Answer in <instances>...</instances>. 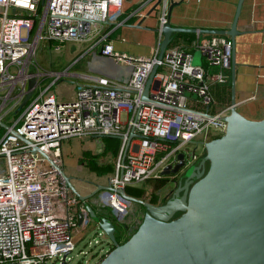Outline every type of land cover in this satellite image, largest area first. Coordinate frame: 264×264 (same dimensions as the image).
<instances>
[{
	"label": "built area",
	"instance_id": "1",
	"mask_svg": "<svg viewBox=\"0 0 264 264\" xmlns=\"http://www.w3.org/2000/svg\"><path fill=\"white\" fill-rule=\"evenodd\" d=\"M126 1L0 0V121L8 126L0 136V264H66L80 241L76 229L80 200L41 151L59 164L64 139L119 137L117 152L98 162L111 165L105 186L113 190H99L95 204L113 224L116 241L123 243L141 223H127L134 205H141L116 189L142 188L140 198L151 201L154 192L142 183L172 179L171 173L162 172L180 161V153L183 167L198 164L206 153L205 143L226 128L229 106L215 107L210 85L224 83L230 75L231 38L209 35L193 45L206 66H194V49L180 44L167 47L161 60L157 48L149 56L115 51L111 41L106 42L110 31L102 27L122 23L118 17ZM149 1L139 0L134 14L144 16L139 8ZM170 2L160 0L157 27L166 22ZM94 37L103 45L100 55L130 67L126 79L96 77L71 84L68 68L44 71L37 62L40 41L52 48L51 53L60 52L66 43ZM154 65L158 68L148 99L143 100ZM48 76L52 78L44 80ZM31 77L36 79L34 93L17 114ZM63 77L61 86L54 88ZM190 144L195 145L193 150L187 149ZM35 147L39 151L34 152ZM98 235L106 251L84 264H100L113 247L103 230Z\"/></svg>",
	"mask_w": 264,
	"mask_h": 264
},
{
	"label": "water",
	"instance_id": "2",
	"mask_svg": "<svg viewBox=\"0 0 264 264\" xmlns=\"http://www.w3.org/2000/svg\"><path fill=\"white\" fill-rule=\"evenodd\" d=\"M242 2L238 0L232 24L227 30L172 25L171 10L178 4L173 0L168 7L166 22L151 28L162 37L157 44L158 60L162 59L174 33L229 36L232 40L231 101L224 117V132L205 143L206 153L191 173L182 181V153L178 154L180 161L173 168H164L163 174L173 175L168 181H173L174 189L163 203L155 204L128 195L125 189H116L144 208L141 223L125 242L116 241L111 221L97 216L86 202L99 190L113 188L99 185L91 193L82 195L61 166L40 152L113 243L100 264H264V118L245 117L238 111L236 102L234 45L235 36L239 34L236 23ZM159 3L160 0H156L152 10ZM131 26L143 28L141 21ZM200 57V51H195L194 66L200 65ZM157 68L154 65L145 83L143 100L148 99ZM35 84V77L28 79L27 91L19 108L30 100ZM0 126L8 128L2 121ZM20 139L27 142L23 136ZM33 151L39 150L35 147ZM78 214L80 222L83 213Z\"/></svg>",
	"mask_w": 264,
	"mask_h": 264
},
{
	"label": "crops",
	"instance_id": "3",
	"mask_svg": "<svg viewBox=\"0 0 264 264\" xmlns=\"http://www.w3.org/2000/svg\"><path fill=\"white\" fill-rule=\"evenodd\" d=\"M139 0H127L124 4V13L118 22H122L115 27L112 24L110 33L115 31L110 40L113 48L118 52H126L133 55H153L157 48L159 40L162 38L158 32L151 28L157 27V10H152L156 0H150L146 5L139 8L144 16L134 14V10L139 6ZM178 4L173 6L170 14L171 24L180 27L210 28V29H229L232 24L235 9L238 0H174ZM152 10V11H151ZM151 11V12H150ZM150 12V14H149ZM133 19V20H132ZM132 20V21H131ZM141 21L143 28H136L131 25ZM104 25L103 31L111 26ZM236 28L239 34L235 36V90L237 109L249 119L264 118V0H243L241 10L237 19ZM194 34V33H193ZM196 34V33H195ZM207 35V34H204ZM123 37L126 40H123ZM208 37V35H207ZM97 38V37H96ZM196 42L201 38L196 35ZM206 38V37H205ZM194 42L187 45L193 48ZM179 45V44H177ZM180 45H182L180 43ZM183 46V45H182ZM194 49V48H193ZM197 51L193 50V54ZM201 53V52H200ZM102 56V55H101ZM107 70L100 71L95 69L93 73L83 75V80H78L71 72L67 81L71 84L94 80L96 77H108L118 82L126 79L130 72V67L123 63L115 64L111 59L104 57ZM200 65L206 66V61L201 54ZM209 72L216 71V68H207ZM66 83H63V86ZM211 93L216 108L230 106L231 101V81L230 75L224 83H211ZM70 88V87H69ZM192 107H195L194 105ZM196 108V107H195ZM92 138V137H90ZM100 139V138H96ZM102 139V138H101ZM103 151V148H102ZM106 155L111 154L106 152ZM100 155L104 159V155ZM96 154L91 158V162H97ZM60 161L63 163V157L60 149ZM101 164H108L107 162ZM97 175V174H96ZM160 182V181H158ZM73 183V182H72ZM107 183V182H106ZM157 183V182H152ZM82 195L90 193L79 185H74ZM157 189H160L157 188ZM154 192V191H153ZM166 190L154 192L161 195H167ZM95 197V196H94ZM159 197V199L161 198ZM94 213L99 217H105L100 213L95 198L86 201ZM84 203L80 201L77 208V232L79 240L86 234L87 226L92 220L89 213L83 207ZM83 213V218L89 219V223H84L83 219L79 222L78 213ZM144 214V213H143ZM84 219V220H85ZM96 241V240H95Z\"/></svg>",
	"mask_w": 264,
	"mask_h": 264
},
{
	"label": "rangeland",
	"instance_id": "4",
	"mask_svg": "<svg viewBox=\"0 0 264 264\" xmlns=\"http://www.w3.org/2000/svg\"><path fill=\"white\" fill-rule=\"evenodd\" d=\"M196 35L200 38L202 37L200 39L201 41L207 38V35L195 33H189V35L178 33L176 37L178 38L177 41L183 45L186 42L195 43ZM102 48V43L97 42V38L94 37L80 43H66L63 45L60 52L51 51V53H49V49L52 50V48L40 41L36 49V59L44 71H61L64 68H68L69 71L74 73L73 76L77 77L78 80H83L84 74L93 73L95 69L100 71L107 70L106 60L100 55ZM192 62L194 63L193 60ZM51 78V76H48L44 80H49ZM63 79L64 77L56 84L54 83V88L61 86ZM194 147L195 145L190 144L187 146V149L193 150ZM102 148L103 142L101 138L96 139L95 137L90 138L83 136L72 137L62 141L60 149L64 161L63 163L60 161L59 165L65 174L71 178L73 185H79L84 189L92 191L99 185H106L108 178L107 174L101 176L96 175L91 162V158H93L94 154H96L95 157L97 162L105 161V159L102 160L100 156L105 154ZM200 149L201 147L199 146L197 150L199 151ZM196 165L197 162H193L183 167L181 170V178L187 177ZM142 185L147 188L149 192L174 188L173 181L168 180L157 183H142ZM159 187L160 189H157ZM92 191H90V193ZM92 198L95 197L93 196ZM143 213L144 208L135 204L127 223L130 224L131 222V224H135L142 221ZM100 231L102 230L97 227L94 220H91L87 226V230L84 232L86 234L76 243L73 251L69 253L68 257L70 260L67 258L66 264H84L87 260L92 263L102 252H105L107 245L104 244V241L100 238L101 235H98ZM100 249L103 250L100 251ZM53 264L60 263L56 261Z\"/></svg>",
	"mask_w": 264,
	"mask_h": 264
},
{
	"label": "trees",
	"instance_id": "5",
	"mask_svg": "<svg viewBox=\"0 0 264 264\" xmlns=\"http://www.w3.org/2000/svg\"><path fill=\"white\" fill-rule=\"evenodd\" d=\"M120 17V16H119ZM118 17V18H119ZM122 18V16L119 18V20ZM133 20V19H132ZM131 20V21H132ZM113 25L109 26L107 29H106V32H109L110 29L112 28ZM115 31L111 32L108 34L107 38H106V42H110V40L113 38V34H114ZM183 34H186V35H189V32H181ZM192 34V33H191ZM178 33H174L172 34V37H171V41H170V44L168 47H171L173 45H176V44H180V42L177 41V36ZM190 43L189 42H186L183 44V46L187 47V45H189ZM24 107H22L17 114L20 113V111L23 109ZM4 132V128L3 127H0V136L3 134ZM221 135H217L215 136L214 138H217V137H220ZM102 142H103V153H106V152H110V153H115L117 152L118 148H119V144H120V141L118 138L116 137H113V136H104L102 138ZM92 166H93V169L95 170V173L99 176L101 175H104V174H107L111 171L112 167L110 164H101V163H96L95 162H92ZM163 182V181H161ZM125 192L128 194V195H131L133 197H136V198H140L142 196V193H143V189L142 188H139V187H132V186H127L125 187ZM155 194L153 193L152 197H151V201L155 203Z\"/></svg>",
	"mask_w": 264,
	"mask_h": 264
},
{
	"label": "flooded vegetation",
	"instance_id": "6",
	"mask_svg": "<svg viewBox=\"0 0 264 264\" xmlns=\"http://www.w3.org/2000/svg\"><path fill=\"white\" fill-rule=\"evenodd\" d=\"M185 178H182V181L184 180ZM174 189V188H173ZM173 189H167L166 191V194L167 195H165V196H163V197H161V195L160 196H158V194H155L156 196H155V204H161V203H163L167 198H169L170 196H171V191L173 190ZM159 197H161L160 199H159Z\"/></svg>",
	"mask_w": 264,
	"mask_h": 264
},
{
	"label": "bare ground",
	"instance_id": "7",
	"mask_svg": "<svg viewBox=\"0 0 264 264\" xmlns=\"http://www.w3.org/2000/svg\"><path fill=\"white\" fill-rule=\"evenodd\" d=\"M123 40L125 41L126 40V38L125 37H123ZM113 45V44H112Z\"/></svg>",
	"mask_w": 264,
	"mask_h": 264
}]
</instances>
